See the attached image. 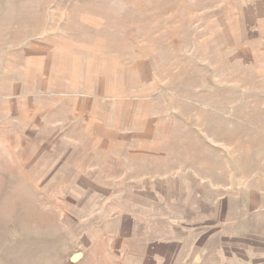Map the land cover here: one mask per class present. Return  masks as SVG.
Segmentation results:
<instances>
[{
	"label": "rangeland",
	"instance_id": "1",
	"mask_svg": "<svg viewBox=\"0 0 264 264\" xmlns=\"http://www.w3.org/2000/svg\"><path fill=\"white\" fill-rule=\"evenodd\" d=\"M0 264H264V0H0Z\"/></svg>",
	"mask_w": 264,
	"mask_h": 264
},
{
	"label": "water",
	"instance_id": "2",
	"mask_svg": "<svg viewBox=\"0 0 264 264\" xmlns=\"http://www.w3.org/2000/svg\"><path fill=\"white\" fill-rule=\"evenodd\" d=\"M78 258H79V255H78V254L74 255V256L72 257V259H71V262L76 261Z\"/></svg>",
	"mask_w": 264,
	"mask_h": 264
},
{
	"label": "crops",
	"instance_id": "3",
	"mask_svg": "<svg viewBox=\"0 0 264 264\" xmlns=\"http://www.w3.org/2000/svg\"><path fill=\"white\" fill-rule=\"evenodd\" d=\"M76 262H77V263L79 262L78 259H77L76 261H74V263H76Z\"/></svg>",
	"mask_w": 264,
	"mask_h": 264
}]
</instances>
